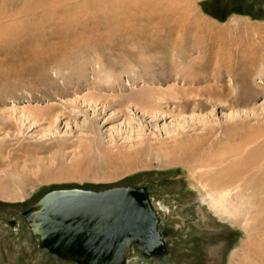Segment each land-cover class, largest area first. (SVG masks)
I'll return each instance as SVG.
<instances>
[{"label": "rangeland", "instance_id": "obj_1", "mask_svg": "<svg viewBox=\"0 0 264 264\" xmlns=\"http://www.w3.org/2000/svg\"><path fill=\"white\" fill-rule=\"evenodd\" d=\"M121 1L0 0V264H49L20 215L46 193L125 185L148 187L158 218L181 223L170 264H264L260 197L217 206L198 168L163 149L180 118L264 122V0ZM41 2L53 7L25 14ZM195 18L208 31L193 32ZM179 48L194 52L184 77ZM42 115L64 116L51 127Z\"/></svg>", "mask_w": 264, "mask_h": 264}, {"label": "water", "instance_id": "obj_2", "mask_svg": "<svg viewBox=\"0 0 264 264\" xmlns=\"http://www.w3.org/2000/svg\"><path fill=\"white\" fill-rule=\"evenodd\" d=\"M20 215L42 251L76 264H125L163 237L148 187L53 190Z\"/></svg>", "mask_w": 264, "mask_h": 264}, {"label": "bare ground", "instance_id": "obj_3", "mask_svg": "<svg viewBox=\"0 0 264 264\" xmlns=\"http://www.w3.org/2000/svg\"><path fill=\"white\" fill-rule=\"evenodd\" d=\"M128 1L136 2V3L146 2V0H122L121 2H128ZM57 6H60V3ZM48 7H53V6L52 4L48 2H41L37 6L36 5L33 6L32 9L26 10L25 14L29 16L33 13V11L34 12L39 11V10L44 11V9ZM186 17L187 16L184 15L179 20L176 21L175 29L177 28L180 29L181 27V30H182L186 28V20L188 19V18L186 19ZM194 21H195L194 22L195 25L192 26L194 28L193 32L198 31V30H204V29L208 31L207 27L203 26L204 23L203 25L201 23L203 21L196 19V18ZM204 31L202 32L204 33ZM176 32H179V31H176ZM202 32L199 31V34ZM189 34L190 32L188 30H182L181 33L178 34V38H176L179 41L177 42L179 44L180 42L181 43L184 42L186 39H188ZM196 34L197 33H195V35ZM172 42H174V40ZM178 47H180V45ZM178 47H176V49ZM178 50H179L178 52L182 51L180 50V48ZM199 51H200L199 53L202 52V50H199ZM209 52L207 53L210 54ZM193 53H194L193 50L189 49V50H186L185 53L183 52L182 54L180 53L181 55L177 54V56H175L173 64L175 68L178 69L176 72L178 71L180 72L179 75L181 77H184L181 73V70L183 69V67H185L186 65L191 66L190 59L193 57ZM216 55H218V53ZM218 63L219 64H217L216 68L219 70V72H221L223 69L224 70L227 69L226 63L223 64L221 60H219ZM176 72L174 73L175 75H177ZM185 79L189 84H192V83H196L195 81L201 80L202 77L198 78L197 80H194V82L193 80L190 81L189 80L190 78L186 77ZM217 80H219V78H217ZM200 103L201 102H199V104ZM61 116H64V115H61ZM61 116L42 115L41 120H44V121L49 120L50 126L55 127L59 125V123L57 124V120H60ZM150 116H153L152 118L157 119L158 121L161 119L168 118V115H163V112L160 115L150 114ZM172 116L174 117V115H171V117ZM97 119H98V116H96L93 120H91L89 129L93 133H95L99 138H101ZM180 119L177 120V125L174 130H173V127H174L173 126L172 128H170L169 132L168 131L166 132L168 134V137L170 136V138L174 139V143L172 145L163 143V144L168 145L167 147L163 148L165 158L178 159V160L183 161V163H185L187 166H190L193 169L198 168V172L200 173V180L205 182V188H208L210 190V193H212L211 196L215 199L214 195L215 196L220 195L219 197L216 196L217 198L215 199L216 201L215 204L217 206H220V205L223 206L224 203L230 201L231 203L227 206V208L229 209H231L232 207L238 208L239 206L238 207L233 206V199H231V196L236 194L237 200L239 201L238 205H240L241 203H245L244 200L247 198H249L248 205L249 204L253 205L255 202L254 200L260 197L261 199L260 205H261V208L264 209V198H262V196L264 195V122L259 124V122L257 121L258 122L257 124L255 123L253 124L251 122L254 120V118H251V119L245 118L242 121L240 120L237 123H234L235 127L228 126L229 127L228 130L226 128L225 130H223L222 124L216 127L215 125L213 126L210 123L205 122L201 117L197 118L196 116H194V118L189 117V118H180ZM186 123L189 124L191 127H188ZM189 128L193 129L194 130L193 132L197 130L196 128H199L200 131L202 132L197 133L195 135L192 133V131L188 130ZM220 130L221 132H219ZM171 142L172 141H169L168 143H171ZM157 151L160 154V147L157 149ZM197 180L199 179L197 178ZM214 199L212 201H214ZM249 200H251V203L249 202ZM244 206L246 207V205H242L241 207H244ZM231 210L232 211L235 210V212L237 211V209H234V208ZM225 211L227 212L230 210L226 209ZM260 244H262L263 246L264 242Z\"/></svg>", "mask_w": 264, "mask_h": 264}, {"label": "flooded vegetation", "instance_id": "obj_4", "mask_svg": "<svg viewBox=\"0 0 264 264\" xmlns=\"http://www.w3.org/2000/svg\"><path fill=\"white\" fill-rule=\"evenodd\" d=\"M176 222L177 220L172 218L161 220V224L158 227L159 233L163 235L160 244L152 249L145 250V254H142L139 250L133 248L131 255L127 258L125 264L132 259L133 254H136V257L139 258L137 261L138 264H170L171 261L174 259L176 260L175 247L172 245L174 243L171 238L178 234L182 229V225H178ZM14 224V222L11 223V225ZM189 247L191 249L194 245L189 244ZM41 252L49 257V264H76L74 262L59 259L45 251L41 250Z\"/></svg>", "mask_w": 264, "mask_h": 264}]
</instances>
